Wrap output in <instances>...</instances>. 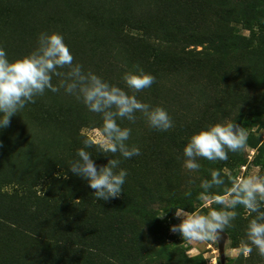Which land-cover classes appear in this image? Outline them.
<instances>
[{
    "label": "trees",
    "instance_id": "trees-1",
    "mask_svg": "<svg viewBox=\"0 0 264 264\" xmlns=\"http://www.w3.org/2000/svg\"><path fill=\"white\" fill-rule=\"evenodd\" d=\"M231 21L249 35L233 32ZM53 31L63 36L74 65L150 107H162L173 127L150 128L141 113L134 122L118 120L131 129L126 143L138 146L140 155L115 154L128 173L123 190L116 198L96 200L88 182L68 165L89 139L82 129H101V115L63 88L46 90L26 104L0 130V264L175 261L169 228L153 205L163 203L174 214L175 208L193 209L200 201V187L185 189L179 181L182 150L193 133L245 103L238 83L215 78L213 70L225 73L232 53L246 62L264 58V0H0V47L9 60L28 55L41 33ZM141 72L151 74L154 83L139 92L129 89L124 76ZM63 78L54 76L53 85ZM255 109L264 114V94ZM232 122L243 130L239 116ZM258 129L264 130V118ZM247 143L258 148L256 164H264V141L252 134ZM88 151L97 168L111 158L94 147ZM245 162L240 151L229 152L225 161H208L203 180L210 179L211 170L224 176V167ZM228 181L211 194L229 188ZM236 211L233 248L245 245L251 219L243 207ZM240 259V264H264L255 249Z\"/></svg>",
    "mask_w": 264,
    "mask_h": 264
},
{
    "label": "clouds",
    "instance_id": "clouds-1",
    "mask_svg": "<svg viewBox=\"0 0 264 264\" xmlns=\"http://www.w3.org/2000/svg\"><path fill=\"white\" fill-rule=\"evenodd\" d=\"M67 68V73L60 70ZM54 76H63L59 85H53ZM125 84L139 92L151 87L155 78L149 73L126 74ZM63 88L81 100L88 111L100 114L102 126L98 139H85L76 152V158L68 167L71 173L88 182L94 190L96 200H109L118 197L128 175L120 167V160L113 158L116 153L124 159L140 155L136 145L128 146L131 129L121 127L118 120L134 122L136 113H141L150 128L167 131L173 127V120L162 107H150L135 95H129L118 86L112 85L94 73H85L79 64H73V56L58 32L41 33L37 47L28 55L9 60L0 47V130L7 128L10 118L20 113L26 104L34 103L35 98L46 90L57 92ZM247 132L236 122H218L201 128L191 135L182 150V168L188 174L197 173L200 159L225 161L229 152H238L247 147ZM95 148L104 154H111L107 163L97 168L93 155L88 151ZM224 185L219 170L210 171V179L201 181L203 190L199 199L219 205L206 214L187 212L175 208L178 224L170 226V231L178 233L189 242L214 240L227 227H230L238 213L237 206L243 207L251 217L241 252L247 256L253 252L264 257V176L248 175L233 179L231 186L217 194L210 190ZM163 211L158 217H163Z\"/></svg>",
    "mask_w": 264,
    "mask_h": 264
},
{
    "label": "rangeland",
    "instance_id": "rangeland-1",
    "mask_svg": "<svg viewBox=\"0 0 264 264\" xmlns=\"http://www.w3.org/2000/svg\"><path fill=\"white\" fill-rule=\"evenodd\" d=\"M229 28L233 32L241 33L243 35H249V31L244 29L241 24L234 21L229 22ZM194 47V46H192ZM203 46H198L197 49H202ZM225 73L220 75L218 67L214 68L213 76L219 78L221 81L237 82V89L244 90L247 99L232 113L229 117L225 118V121L232 122L234 115L239 116L242 124L243 131L247 132L248 137L255 134L258 138L264 141V130L258 129V122L264 118V114L259 113L255 107L261 102L264 94V58L254 60L251 62L243 61L237 53L228 55L225 59ZM242 108V109H241ZM82 132L89 138L96 140L100 129L98 128H84ZM239 152V151H238ZM258 153L257 147H252L247 143V147L240 150V154L246 160L241 166H236L233 169L223 168L222 178L224 181L246 177L248 175L264 176V164H256V155ZM264 162V160H263ZM200 170L195 174H188L183 168H181L179 174V181L183 183L182 188L191 189L199 188L201 181H203L202 171L208 168V161L206 159H200ZM211 167L216 166V162H212ZM226 175V177H225ZM152 179L154 176L152 174ZM167 177L165 176V180ZM229 182V181H228ZM154 184V183H151ZM90 191H93L89 186ZM135 188V186H134ZM183 189V190H185ZM158 209V215L165 211L163 217H159L164 220L169 228V238L167 239L168 245L173 249L175 255V261H170L166 258H158L157 264H240L241 247L233 248L231 246L230 231L234 226V220L230 227L225 228L216 239L203 242H189L181 238L178 233L170 231V226L178 224L180 221L174 214L168 213L163 203L156 202L153 205ZM219 205L213 204L210 201L200 200L195 204L193 209H184L185 211L199 212L200 214H206L211 208H217ZM2 220V219H0ZM160 241H158L157 248L160 249ZM245 256V255H244Z\"/></svg>",
    "mask_w": 264,
    "mask_h": 264
}]
</instances>
